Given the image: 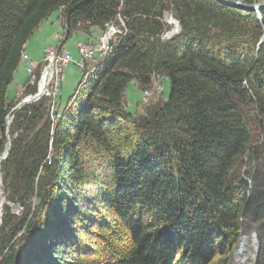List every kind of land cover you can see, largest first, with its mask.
Wrapping results in <instances>:
<instances>
[{
  "label": "trees",
  "instance_id": "1",
  "mask_svg": "<svg viewBox=\"0 0 264 264\" xmlns=\"http://www.w3.org/2000/svg\"><path fill=\"white\" fill-rule=\"evenodd\" d=\"M59 9L68 34L119 21L125 33L56 123L46 100L14 114L0 172L23 213H0V264H100L93 257L107 230L117 248L110 264H231L248 225L253 264H264V9L0 0V154L20 53ZM166 13L179 32L162 41ZM154 76L168 78V98L137 120L123 109L124 91L130 82L147 89Z\"/></svg>",
  "mask_w": 264,
  "mask_h": 264
},
{
  "label": "rangeland",
  "instance_id": "2",
  "mask_svg": "<svg viewBox=\"0 0 264 264\" xmlns=\"http://www.w3.org/2000/svg\"><path fill=\"white\" fill-rule=\"evenodd\" d=\"M235 1L241 2L240 0H235ZM262 4H264V0H262L260 2V5H262ZM58 12H59L58 22H59V25H61V28H62V40H59L60 44L58 46L46 48V49L52 50V51H63V50H66V49H64L62 47V45L70 44V43H76V37H79L80 33L89 36V33H91L90 29H92V28H89L88 30L85 31V30L82 29L84 26L81 25L79 29H77L76 31H72V32H70V34H68V32H66V25H65V22H64V19H63L62 10L59 9ZM164 19H165L164 23H165L166 27H165V31L160 36V39L162 41H166V40L170 39V37H172L173 35H176L179 32L178 23L175 21V19H173L171 17V15L169 13H166V15L164 16ZM122 24H123V22L119 21L117 25H115V24L114 25L112 24V25L115 27L116 30H118V29L119 30H121V29L124 30L125 27H124V24L123 25ZM93 29L97 30V34H95L96 35L95 39H97L98 41L89 42V43H85V42H80L79 41L75 45L76 52H77V47L79 45H88L89 46V45H94V44L98 43L99 42V38L101 37L102 33L106 30V28H105L104 31H100L97 28H93ZM123 30H121V33H122L121 35H123ZM46 49H44L42 51V57H43V54H44ZM23 51H24V49H23ZM66 51H68V50H66ZM69 53H71V52H69ZM72 58H73V60H76L78 62V58H79L78 54H77L76 58H74L73 56H72ZM42 59H44V57ZM42 59H41V62L38 63L36 69H34V72H33L34 75L36 76V82H38L37 79H38L39 75L44 71L45 68H46V70L50 69L49 65H50L51 62H49V61L44 62ZM20 63L23 64L22 62H20ZM94 64H95V62L94 63H92V62L87 63L86 64V68L88 70H90L93 67ZM71 65L75 66V63H71L65 69H67ZM78 66L79 65H77V67ZM77 67H76V69L79 72V77H80L79 79L81 80V78H83L80 75L82 69L80 67H78V68ZM64 71H63L62 75L60 76L61 77L60 80H62V82H63ZM25 75H26V73H25ZM26 81H27V84L25 86H20L18 88V96L15 99L16 101H14V103L13 102L9 103V109H8L7 117H6V134H5L6 142L8 140L10 141V135H9L8 131H9V127H10L11 123L13 122L12 119L14 118V114L18 110H20L21 108H23L26 105H23V106H21L20 108H17V109H16V107L20 103H22V101H25L24 99L26 97L32 96L34 94V92L32 93V91L35 90V85H33L31 83V81L27 77V75H26ZM74 87L75 86H73L71 88V91L68 93L66 98L71 96V93L73 92ZM60 88H61V85L57 89L58 96H59ZM168 91H169V80H168V78H164V77H156V76H154L152 78L151 85L147 89H141V88L138 87L136 82H130L129 85L126 87V89L124 91V94H123V97H124L123 98V109H124L125 112H127L129 114H132V116H134L137 120L141 119L142 117H148L147 116V111H149L150 109L156 108L157 106L161 105L162 103H164L167 100ZM49 98L51 100H49L48 98H41L38 101H42V100L48 101V104H49L48 116L50 118V121L52 122L51 118L54 115L58 114L57 110H58V105H59L58 104L59 103V99H58V97H57V100L52 99L53 97H49ZM53 101H54L55 104H54V107L52 108ZM27 105H32V104H27ZM59 115H60V113H59ZM256 138H257V136L255 137V139ZM6 142H5V144H6ZM10 145H11V142H10ZM0 187H1L2 201H4L3 205L1 207V209H2L1 212H0L1 216L4 214L5 207H7L8 210H9V214L10 215L14 216L16 219H17V217H21V215L23 213V208L18 202L15 203V202L8 201V194L4 190V187H3V184H2L1 172H0ZM32 201L35 203L34 200H32ZM2 217H1V220H0V227H1V223H2ZM254 228H255L254 225H248L247 228L245 229V231L241 233V235L239 237V240H238V242L236 244V247H235L236 249H235V251L232 254L233 255V259L230 262L231 264H234V259H235V256L237 254V251L239 249L238 246H239V244L242 241L245 243L244 244V248H245L246 255H248L251 252V250H252V248H251L252 240L255 241L254 242L255 244H256V241H257V239H256L257 238V233L254 230ZM104 230H106V229H104ZM105 233L106 234L109 233L110 236L103 233L105 238L103 237V235H101V237L98 238L97 241H98V243H100V245H98V243H97L96 247H97L98 251L95 253V255L93 257V259H96V261L98 263H100V264H110L109 260L111 259V256H114V253L115 254L117 253L116 242L112 241L111 238H110L113 233L111 231H108V230ZM18 236H21V237L23 236V238H24V236H26V235H24L21 232V233L18 234ZM14 244H15V242H14ZM255 246L257 247V245H255ZM119 249L120 248H118V251H119ZM256 253L257 252H255L254 256L252 257L253 259H251V258L249 259L247 264H253V262L255 260ZM3 254H4V252H2L0 259L2 258Z\"/></svg>",
  "mask_w": 264,
  "mask_h": 264
},
{
  "label": "built area",
  "instance_id": "3",
  "mask_svg": "<svg viewBox=\"0 0 264 264\" xmlns=\"http://www.w3.org/2000/svg\"><path fill=\"white\" fill-rule=\"evenodd\" d=\"M123 25V24H122ZM123 30V29H121ZM121 30H116L115 27L110 24L106 27V30L102 33L101 37L99 38V42L94 45H79L77 47V54H78V62L73 60L71 53L66 50L63 51H52L46 49L42 59L44 62H51L50 69L46 68L44 71L39 75L38 82H36V76L34 75V69H36L38 63L34 60H31L24 51L20 53L19 62H22L24 65V70L27 77L30 79L31 83L35 86V92L32 96L26 97L22 101V103L31 102L29 104H33L37 102L41 98H48L53 97L52 99L57 100L58 97V87H60L62 80L61 75L65 68L70 65L71 63H75V66L79 65L82 69L80 75L82 77L87 75L89 71L86 68L87 63H97L99 61L104 60L109 55V52L112 49V46L116 42V37L121 35ZM125 30H123V35ZM59 52V53H58ZM42 57V58H43ZM76 61V62H75ZM97 61V62H96ZM86 62V63H85ZM77 67V68H78ZM42 87V88H41ZM42 89V90H41ZM146 94V93H145ZM54 101L52 104V108L54 107ZM59 113L54 115L52 119V124L56 123L59 119Z\"/></svg>",
  "mask_w": 264,
  "mask_h": 264
},
{
  "label": "crops",
  "instance_id": "4",
  "mask_svg": "<svg viewBox=\"0 0 264 264\" xmlns=\"http://www.w3.org/2000/svg\"><path fill=\"white\" fill-rule=\"evenodd\" d=\"M58 11L59 10L52 12L45 20L41 22V24L34 30L31 37L28 39L26 45L24 46V52L27 54V56L31 60L36 61L37 63L41 62L42 51L44 49L58 46L60 44L59 40H62V28L58 22ZM90 30L91 33H89V36L80 33L79 37H76V43L64 44L62 45V47L71 52L72 56L76 58L77 52L75 45L77 44V42L80 41L89 43L98 41L97 39H95V34H97V30L93 28ZM79 78V72L77 71L75 66L71 65L67 69H65L63 75V82L61 84L58 96V113H60L67 105L70 96L68 98L66 97L73 86H75L73 91L75 90L78 83L80 82ZM11 81L12 82L6 92V99L8 100V103H14V101H16L15 99L18 96V88L27 84L23 64L19 63L13 73Z\"/></svg>",
  "mask_w": 264,
  "mask_h": 264
},
{
  "label": "water",
  "instance_id": "5",
  "mask_svg": "<svg viewBox=\"0 0 264 264\" xmlns=\"http://www.w3.org/2000/svg\"><path fill=\"white\" fill-rule=\"evenodd\" d=\"M215 1H218L220 4H224L226 6H229V7H235V8H238V9H243V10H246V11H252V12H256L257 14H259L263 9H264V4L260 5V4H255V5H247L245 3H241L239 1H235V0H215ZM34 101V100H33ZM31 101V102H33ZM31 102H27V103H20L17 107V108H20L21 106L23 105H27ZM9 124V123H8ZM4 149V148H3ZM10 149V141L8 140L7 141V147H6V151L4 153V155L1 157V155L3 154V151L1 152L0 154V165L1 163L6 159V156L8 154V151ZM256 245H257V241H256ZM257 248V247H256ZM258 251V248L257 250Z\"/></svg>",
  "mask_w": 264,
  "mask_h": 264
},
{
  "label": "bare ground",
  "instance_id": "6",
  "mask_svg": "<svg viewBox=\"0 0 264 264\" xmlns=\"http://www.w3.org/2000/svg\"><path fill=\"white\" fill-rule=\"evenodd\" d=\"M36 86V85H35ZM37 87V86H36ZM42 88V87H41ZM42 90V89H41ZM6 147H7V142H6V144H5V146H4V149H3V154L1 155V157L4 155V153H5V151H6ZM3 202L4 201H2V197H1V187H0V212H1V207H2V205H3ZM255 241H253L252 240V246H251V248H252V250H251V252L248 254V255H246V253H245V248H244V242L242 241L240 244H239V246H238V251H237V254H236V256H235V259H234V264H247V262L249 261V259L251 258V259H253L252 257L254 256V254H255V252H257L256 251V244L254 243Z\"/></svg>",
  "mask_w": 264,
  "mask_h": 264
}]
</instances>
